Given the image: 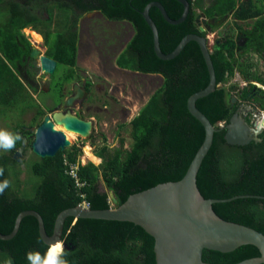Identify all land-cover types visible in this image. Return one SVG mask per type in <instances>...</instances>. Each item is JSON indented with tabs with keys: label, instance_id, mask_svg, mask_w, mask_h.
Listing matches in <instances>:
<instances>
[{
	"label": "trees",
	"instance_id": "obj_1",
	"mask_svg": "<svg viewBox=\"0 0 264 264\" xmlns=\"http://www.w3.org/2000/svg\"><path fill=\"white\" fill-rule=\"evenodd\" d=\"M187 1L189 15L178 25L167 22L159 8L150 9L164 54L172 53L188 35L207 38L208 32H215L218 25H209L207 20L217 22L232 16L236 28L247 38L244 46L240 44V34L227 35L213 48L209 46L218 87L198 100L197 107L219 131L202 163L197 184L206 199L245 196L216 203L214 210L226 221L264 234V198H258L264 197V133L259 136L261 142L252 141L246 146H232L225 139L226 126L241 105L264 111V89L254 84L264 87V77L254 70L251 60L243 57L251 52L264 54V0ZM153 2L161 3L172 20H179L185 10L178 0H0V105L3 107H15L22 102L23 95H28L19 76L23 71L32 74L29 66L33 62V45L24 30L32 28L42 35L49 47L47 56L73 68L77 63L78 18L91 12H100L111 21L132 24L135 35L117 59L121 69L164 79L161 88L131 122V149H124L123 141L112 152L108 146H103L97 152L103 159L100 167L80 165L79 179L86 184L82 191L91 210L112 208L109 193L100 190V174L121 206L134 194L181 181L206 139L204 126L188 108L190 97L210 84L202 49L192 41L175 59L161 60L155 52L153 31L143 16L146 7ZM35 3L47 6L49 18L40 20L32 16L29 8ZM55 11H59L60 17L67 15L68 26L65 33L53 38ZM199 17L206 20L204 25L210 27L209 31L201 32ZM252 20L255 22L250 25ZM239 22L251 28L245 30ZM59 25L66 24L61 20ZM237 74L248 83L242 89L228 86ZM235 88L240 93L233 105ZM246 120L252 122L249 116ZM220 124H224L223 129ZM21 144L22 140L9 153L0 154V168L4 169L0 182L10 181V187L0 195V232L10 235L18 216L32 210L42 216L47 234L52 236L58 216L84 201L75 180L67 174L69 165L78 162L81 149L74 146L53 158L38 156V160L30 164V172L38 181L30 182L29 191L21 186V170L14 159L15 149ZM62 241L67 246L65 258L69 264H157L154 238L130 222L71 217L65 222ZM47 250L38 220L28 216L13 239H0V264H7L9 259L12 264H29V252L44 255ZM260 256L257 247L245 245L230 253L205 250L203 260L209 264H238Z\"/></svg>",
	"mask_w": 264,
	"mask_h": 264
},
{
	"label": "water",
	"instance_id": "obj_2",
	"mask_svg": "<svg viewBox=\"0 0 264 264\" xmlns=\"http://www.w3.org/2000/svg\"><path fill=\"white\" fill-rule=\"evenodd\" d=\"M178 1L185 8L179 20H172L165 7L158 2L149 4L143 12V16L153 31L155 52L161 60L175 59L188 43L195 41L201 47L209 69V86L191 96L188 101L190 113L206 130V139L184 178L179 182L160 184L134 194L121 206H119L114 192H110V199L115 207L107 210H87L80 206L67 209L58 216L52 236L47 234L44 220L38 212L24 211L18 216L15 229L10 235L6 236L0 232L1 240L13 239L18 234L21 222L28 216H33L38 220L41 238L47 246L55 241H62L65 222L68 218L120 221L134 223L145 229L154 238L157 264H209L203 260L205 250L230 253L245 245L257 247L261 256L244 260L238 264H264V234L253 228L224 220L213 207L216 203L229 202L245 196L227 200L206 199L197 184L202 163L213 146L215 133L219 131L198 109L197 101L215 92L218 84L207 38L191 34L186 36L172 53L166 55L161 50L159 31L150 16V9L152 7L159 8L167 22L178 25L186 20L190 12V4L187 0ZM201 23L202 17H199L198 24L201 32L207 31ZM31 57L40 62L41 68L46 74L55 72L57 61L44 55L40 49L34 47ZM83 93L79 89L75 90V95L67 101V107H73L75 101L80 99ZM236 101L237 98L233 97L232 104L234 105ZM245 110L256 112V109L249 106H245ZM256 123L254 126L249 123L238 109L226 126L225 139L227 143L232 146H246L252 141L261 142L259 136L253 133V130L258 126V122ZM57 126L62 127L65 131L78 134L86 140L92 138L94 130L93 122L80 119L71 110L65 112L57 110L52 115H48L35 131V140L32 144L33 153L41 158H53L60 151L72 147L73 144L67 139L65 131L57 129ZM220 128L224 127L220 126ZM261 133H264V130H261L259 134ZM17 135L21 137L22 144L17 149L14 159L21 163L29 144L27 137L20 131L17 132ZM64 248H67L65 244Z\"/></svg>",
	"mask_w": 264,
	"mask_h": 264
},
{
	"label": "rangeland",
	"instance_id": "obj_3",
	"mask_svg": "<svg viewBox=\"0 0 264 264\" xmlns=\"http://www.w3.org/2000/svg\"><path fill=\"white\" fill-rule=\"evenodd\" d=\"M209 1L206 0V3H209ZM29 9L34 18L40 20L49 18L46 5L35 3ZM61 15L62 17H60L59 11L54 12L55 21L51 28L54 32L53 38L57 37V34L65 33L67 30V15L65 13ZM61 20H64L65 26L59 25ZM212 22L208 21L209 25H214L215 22ZM202 23L205 27L204 18H202ZM249 23L252 25V22ZM216 24L218 25L217 31L208 34L207 37L210 48H213L219 39H224L227 35H238L239 30L237 31L232 16L220 19ZM239 24L243 25L244 29L250 28L247 23L239 22ZM77 31V63L73 68L59 64L57 77L71 70L76 73L78 82L91 81L92 88L87 102L89 101L92 104H90V110L87 112L84 110V113L87 119L92 118L95 120V128L90 140L74 133L75 138L72 139V147L75 146L81 149V154L78 156V166L93 164L100 167L103 159L96 155L104 145H107L109 152H112L119 148L123 141L124 149H131L133 144L131 122L139 115L152 95L161 88L162 79L161 77L131 71L123 72L118 66L117 59L119 55L127 48L135 34V30L129 22L111 21L102 13L95 12V14L79 16ZM34 33L37 32L33 31L32 28L24 30V34L29 38L32 45L46 55L49 47L46 45L44 37L37 33L39 37L41 36L37 38ZM243 57L251 60L255 64L254 70L256 69L264 77V54L251 52L244 54ZM33 63L31 66L32 74L30 75L35 83L28 87L25 80L26 76H24L27 71H23V74L20 75L21 80L26 85L28 97L23 95L22 102L15 107L7 108L0 105V130H6L14 134L20 131L31 135L37 129V123L41 115H52L55 112L51 93L54 84L48 83L50 75L42 70L39 61L36 66ZM247 84L241 76L236 75L228 86H238L242 89ZM254 84L264 89L259 83ZM234 92L236 93L235 98H237L240 93L239 89L235 88ZM250 113V120L252 122L256 121L255 112L250 110ZM220 126L224 127V124H220ZM59 128L62 129V127ZM101 134H104L105 137L100 136ZM9 152L0 150V154ZM26 153L27 156L19 163L18 169L21 170L19 179L22 188L29 190L32 181L36 183L38 181V178H34L30 172V164L38 160V156L31 149ZM89 153L92 155L89 156ZM99 187L101 191H106L110 195L101 174ZM111 204L112 207H115L112 201Z\"/></svg>",
	"mask_w": 264,
	"mask_h": 264
},
{
	"label": "flooded vegetation",
	"instance_id": "obj_4",
	"mask_svg": "<svg viewBox=\"0 0 264 264\" xmlns=\"http://www.w3.org/2000/svg\"><path fill=\"white\" fill-rule=\"evenodd\" d=\"M91 13H94L95 14V12H91ZM91 13H87V14H91ZM211 21H213L212 23H217L215 20H211ZM206 22V21H205ZM250 22H252V24H254V22H255V20H252V21H250ZM215 23H214V25H215ZM241 23H245V22H241ZM201 24H203V23H201ZM250 24V23H249ZM243 26V25H242ZM206 27V26H205ZM251 28V27H250ZM207 31H209V29H210V27L208 26V27H206L205 28ZM237 29V31H238V28H236ZM246 29H248V28H246ZM245 29V30H246ZM211 31V30H210ZM239 32V31H238ZM237 32V34H240V37H239V39H240V44L241 45H246V42H247V38L243 35V33H238ZM209 33V32H208ZM34 34H36L37 36H39L37 33H34ZM42 36V35H41ZM40 36V37H41ZM208 37V36H207ZM208 39V38H207ZM209 43V42H208ZM217 43V42H216ZM33 48H34V46H33ZM90 48V47H89ZM46 56H47V52H46ZM120 56V55H119ZM50 58V57H49ZM52 59V58H51ZM54 60V59H53ZM34 62V63H33ZM33 62H31V64L33 63L35 66L37 65V62L38 61H36V60H34L33 59ZM58 63V62H57ZM59 67H60V65L58 64L57 65V67H56V70H55V72L53 73V74H49L50 75V79H49V81H48V83L49 84H54L53 85V88H52V90H51V93H52V95H53V97H52V99H53V102H54V105H55V107H54V111H57V110H60V111H68V110H71L72 111V113L73 114H75V115H77L80 119H82V120H86V121H91V122H93V124H94V128H95V120H93L92 118H90V119H87L85 116V113H84V110H86L85 112H87V111H89L90 110V108H91V106H90V104H92V103H90L89 101L87 102V99H88V97H89V95H90V93H91V88H92V85H91V81H89V80H87L86 82H84V83H80V82H78V80H77V75H76V73L75 72H73V71H67V73H65V74H63V75H61V76H59V77H57V73H58V70H59ZM29 68H31L30 66H29ZM121 69V68H120ZM122 70V69H121ZM124 70V69H123ZM124 72V71H123ZM71 73H73V76H71L70 74ZM24 76H26V78H25V80H26V84L28 85V87H29V85L31 86L32 85V83H35L34 82V80L30 77V75L28 74V72H26L25 73V75ZM69 76H70V78H69ZM20 77V76H19ZM20 79H21V77H20ZM91 80V79H90ZM22 81V80H21ZM23 82V81H22ZM23 84H24V82H23ZM25 85V84H24ZM25 87H26V85H25ZM36 88V87H35ZM35 88H33L34 90H35ZM27 89V88H26ZM77 89H79V90H81L82 92H84L83 93V96L80 98V99H77L76 101H75V103H74V106L73 107H71V108H68L67 107V101H68V99L69 98H71V97H73L74 95H75V90H77ZM56 102H57V104H56ZM244 106V107H243ZM245 106L246 105H241L240 106V108H239V110L241 111V114L247 119V117L249 116V114H251L249 111H247V110H245ZM105 109H107L106 107H104ZM49 115V114H48ZM48 115H46V114H43V115H41L40 116V119H39V122L37 123L38 124V127L44 122V120H45V118L48 116ZM94 117V116H93ZM257 121H253V122H251V124H253V126L254 125H256L257 123H256ZM37 127V128H38ZM37 130V129H36ZM36 130H34L33 131V134H29V135H27V134H24V132L22 133L25 137H27V139H28V144H29V148L25 151V152H27L29 149H31L32 150V144H33V142H34V140H35V131ZM93 133V132H92ZM262 134V133H261ZM261 134H259L258 136H260ZM27 135V136H26ZM21 146V145H20ZM104 146H107V145H104ZM19 148V147H18ZM18 148H16L15 149V153H16V151H17V149ZM33 152V151H32ZM15 153H14V155H15ZM97 156V155H96ZM98 157V156H97Z\"/></svg>",
	"mask_w": 264,
	"mask_h": 264
},
{
	"label": "clouds",
	"instance_id": "obj_5",
	"mask_svg": "<svg viewBox=\"0 0 264 264\" xmlns=\"http://www.w3.org/2000/svg\"><path fill=\"white\" fill-rule=\"evenodd\" d=\"M264 130V119L258 122V126L253 130L255 135H259L260 131ZM21 137L17 134L6 130H0V150L11 151L16 147ZM4 169L0 168V176H3ZM10 187V181L5 179L0 182V195H3L6 189ZM68 253L65 251L63 241H55L48 246V250L44 255L39 252H29L27 259L29 264H69L65 258ZM7 264H12L11 260Z\"/></svg>",
	"mask_w": 264,
	"mask_h": 264
},
{
	"label": "built area",
	"instance_id": "obj_6",
	"mask_svg": "<svg viewBox=\"0 0 264 264\" xmlns=\"http://www.w3.org/2000/svg\"><path fill=\"white\" fill-rule=\"evenodd\" d=\"M254 109H256V112H255L256 121L259 122L264 118V111H260L257 108H254ZM65 163L68 164L67 161ZM79 170H80V165L78 166L77 163L70 164L69 169L67 170V174L70 175V177L75 180L76 187L79 189V192H80V197L83 198L84 200L79 206L82 207L83 209L89 210L90 205L86 201V194L82 191V189L85 187L86 184L80 181Z\"/></svg>",
	"mask_w": 264,
	"mask_h": 264
},
{
	"label": "bare ground",
	"instance_id": "obj_7",
	"mask_svg": "<svg viewBox=\"0 0 264 264\" xmlns=\"http://www.w3.org/2000/svg\"><path fill=\"white\" fill-rule=\"evenodd\" d=\"M37 38L39 37V36H37L36 34H34ZM40 38V37H39ZM57 129H60L58 126H57ZM63 131H65V130H63ZM65 133H66V136H67V139L69 140V141H71L72 142V139H74L75 138V134L73 133V132H68V131H65ZM90 151V150H89ZM88 154V153H87ZM90 154L91 153H89V156H90ZM92 155V154H91ZM87 156V155H86ZM90 159V158H89ZM97 159V158H96Z\"/></svg>",
	"mask_w": 264,
	"mask_h": 264
},
{
	"label": "crops",
	"instance_id": "obj_8",
	"mask_svg": "<svg viewBox=\"0 0 264 264\" xmlns=\"http://www.w3.org/2000/svg\"><path fill=\"white\" fill-rule=\"evenodd\" d=\"M205 21H206V20H205ZM208 21H211V20H207V22H208ZM216 31H217V30H216ZM216 31H215V32H216ZM215 32H209V34H210V33H215ZM134 35H135V34H134ZM122 70H123V69H122ZM123 71H128V70H123ZM238 75H239V74H237V76H238ZM150 76L161 77V79H162V85H163V80H164V79H163L162 76H159V75H150ZM239 76H240V75H239Z\"/></svg>",
	"mask_w": 264,
	"mask_h": 264
}]
</instances>
